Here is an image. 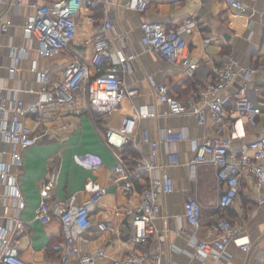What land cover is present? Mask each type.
<instances>
[{"label":"crops","instance_id":"0c3cea01","mask_svg":"<svg viewBox=\"0 0 264 264\" xmlns=\"http://www.w3.org/2000/svg\"><path fill=\"white\" fill-rule=\"evenodd\" d=\"M30 0H2L0 16L7 24V30L0 32V87L9 96L22 99L27 105L39 99L37 90L40 82L37 73L47 70L54 79L75 59L89 61L91 49L87 40L95 34L101 23L99 8H83L77 18V31L70 45L57 53L42 56L38 44L32 37L23 34V24L34 9ZM51 0H38L39 4ZM128 0H110L109 12L113 27L108 31L113 50L120 51L126 58V68L119 71L123 86L135 89V95L124 98L108 111L92 109L84 90L76 92L67 103H47L41 117L22 113L25 125L43 136L34 145L25 149L17 148L21 155L19 164L10 163L12 147L0 153V159L9 163V175L13 181L0 179V232L7 244L16 247L24 260L43 264H61L56 242L62 241L58 218L42 223L35 217V211L42 200V189L52 204L74 195L76 203H87L90 207L92 226L78 239L75 245L82 251L102 249L105 257L97 264H112L114 259L124 257L129 251H144L149 254L160 252L165 264H211L208 257H193L195 239H211L212 226L221 216H228L239 226L241 235L251 242V250L243 251L232 241L228 250L232 257L218 264H264V188L257 189L254 181L244 178L241 190L234 203L221 211L217 203L221 187L215 177L212 165L202 164L191 178L187 162L194 155V142L215 134V123L208 117L203 125L196 122L194 115H162L164 105L157 100L156 88L151 81H160L169 94L184 99L191 91L207 83L212 75L208 66L201 65L195 77H188L184 69L163 60L157 53L147 49L140 42L143 21H157L166 28L176 27L183 19L193 17L195 24L182 36L187 40L191 59L199 63L210 60L221 64L228 56L239 66H248L264 59V35L261 18L264 14V0H242L243 8L235 10L217 0H149L147 9L137 11L124 7ZM25 48L26 54L19 57L15 71L9 74L13 65L11 49ZM113 60L117 62L116 54ZM91 75L95 70L91 67ZM242 82L238 77L227 94H232ZM261 87L255 92V103L261 113L255 125L243 120L240 128L235 126V111L232 98L225 105V127L223 135L230 140L231 148L242 145L264 135V70L258 69L251 75V88ZM133 107H147L156 116L144 117L137 121L125 135L129 142L121 148L128 152L126 158L137 152L147 153L149 146L137 141V132L144 129L151 138L162 139L164 129L181 130L185 138L176 143L180 164L170 167L169 174L174 190L157 197L160 214L155 219L161 240L152 237L143 245L130 241L131 211L139 200L138 192L125 195L112 181L117 174L112 171L116 158L104 142L106 129H119L135 124ZM127 123V122H126ZM125 146H128L125 148ZM165 143H160V160L166 159ZM92 152L99 155L102 163L97 168H85L75 162L74 154ZM50 171H57L56 183L48 188L41 186ZM11 183V185H10ZM137 191L141 182L135 180ZM18 190L14 196L12 189ZM97 187L105 192L94 205L88 203L90 194ZM139 187V188H138ZM189 196L195 197L201 206L199 224L194 228L185 217V203ZM258 197L262 199L260 202ZM19 203H22L20 206ZM118 212V214H117ZM0 245V255H1ZM67 264H78L72 257ZM124 264V263H123Z\"/></svg>","mask_w":264,"mask_h":264},{"label":"built area","instance_id":"2783aa9c","mask_svg":"<svg viewBox=\"0 0 264 264\" xmlns=\"http://www.w3.org/2000/svg\"><path fill=\"white\" fill-rule=\"evenodd\" d=\"M38 0H30L28 5L34 9L33 14L27 17L22 30L26 37H32L38 44V53L49 56L66 49L74 40L77 31V18L83 8H99L101 23L95 34L88 40L91 49L89 61L83 62L75 59L66 66L59 77L53 78L48 71L37 73L40 88L37 90L39 99L27 105L22 99L9 97L0 87V143L5 147H12L10 163L19 164L21 155L17 151L36 144L43 136L25 125L21 119L22 113H29L40 118L47 103L69 102L74 94L84 90L86 98L92 109L108 111L117 106L124 98L135 95V89H127L123 86V79L119 71L126 68V58L120 51L113 50L108 36V31L113 27V20L109 12L110 0H51L39 4ZM179 2L182 0H168ZM224 2L228 7L240 10L243 8L242 0H217ZM2 0H0L1 4ZM149 0H128L124 7L144 12ZM195 24L193 17H187L176 27L166 28L157 21H143L141 23V44L147 49L157 53L163 60L181 66L188 77H195L201 65L208 66L212 78L203 86L191 91L184 99H179L167 91V87L160 81L152 80L156 88L157 100L164 105L162 115L176 116L182 114L194 115L199 125L206 123L208 117L215 123V134L194 142V155L187 162L191 178L195 177L196 168L199 165H212L215 169V177L221 191L218 198V207L223 211L230 207L239 191L244 178L254 181L257 189L264 188V135L256 138L238 149L231 148L230 140L223 135L225 127V105L232 98L235 111V126L241 125L243 120L255 125L261 113L255 103L256 91L262 88H251V75L258 69L264 70V59L248 66H239L236 59L231 56L221 64L210 60L203 63L191 59L187 40L182 36L184 31H189ZM261 27L264 35V14L261 18ZM7 30V24L0 16V32ZM13 65L8 69L9 74L15 71V64L19 57L26 54L25 48L11 49ZM117 56V62L113 55ZM95 70L91 75L90 68ZM121 67V68H120ZM240 77L242 82L232 94L226 90ZM135 124L126 126L130 120H126L119 129H106L104 142L113 152L116 163L112 165V171L117 177L112 184L125 195L138 192L139 200L131 213L130 241L135 245H143L152 237L161 240L159 229L155 225V219L160 214V204L157 197L174 190V183L169 168L180 164L179 152L174 146L185 138L181 130L164 129L162 139L151 138L148 132L141 129L137 132V143L149 146L147 153L137 152L127 157V160L115 152L129 142L125 133L131 131L137 121L144 117L156 116V112L147 107H133ZM127 122V123H126ZM168 145L166 159L160 160V143ZM0 149V153L6 152ZM76 163L85 168H97L102 159L92 152L74 154ZM9 163L0 159V179L12 180L9 175ZM58 178L57 171H50L49 176L41 186L48 188L53 186ZM135 180L141 182L137 191ZM11 185V183H10ZM105 187H97L92 190L88 203L94 205L105 192ZM12 194L18 196L15 188ZM42 200L39 203L35 217L42 223L48 222L51 217L58 218L61 227L62 241L56 242L53 248L57 251L60 263L67 264L72 257L77 258L78 264H97L98 260L105 257L102 249L94 251H82L76 245L91 226L90 207L87 203H76L74 195L67 198L48 202L49 195L42 189ZM261 202L262 199L258 197ZM21 206L22 203H19ZM118 214V212H117ZM201 206L195 197L189 196L185 203L186 220L197 228ZM213 237L211 239H195L193 242V257H208L211 264H218L232 257L228 250V244L234 242L243 251L251 250V242L246 235H241L239 226L228 216L223 215L212 226ZM1 255L0 264H43L24 260L18 254L16 247L8 245L0 232ZM165 264L160 252L149 254L144 251H129L124 257L114 259L112 264ZM176 264V263H168Z\"/></svg>","mask_w":264,"mask_h":264},{"label":"trees","instance_id":"16d2710c","mask_svg":"<svg viewBox=\"0 0 264 264\" xmlns=\"http://www.w3.org/2000/svg\"><path fill=\"white\" fill-rule=\"evenodd\" d=\"M128 146H125V148ZM117 153L122 156L123 158H126L128 152L124 149L122 152H120V150H117ZM139 188V187H138Z\"/></svg>","mask_w":264,"mask_h":264}]
</instances>
